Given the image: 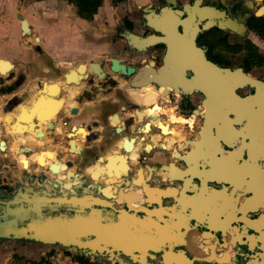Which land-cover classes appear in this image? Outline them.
<instances>
[{"label":"flooded vegetation","instance_id":"af4514ba","mask_svg":"<svg viewBox=\"0 0 264 264\" xmlns=\"http://www.w3.org/2000/svg\"><path fill=\"white\" fill-rule=\"evenodd\" d=\"M173 1L176 8L163 9L172 6L171 0H164V6L142 11V37L152 35L155 39L150 47L137 52L121 49L124 59L107 60L102 78L88 66V76L79 85L66 84L64 75L60 77L62 85L75 93L72 96L75 106L63 109L65 101L63 98L60 101L64 131L60 132V139L70 152L71 161L58 163L57 177L46 176L45 171L25 175L29 181H37L27 185H18L19 178L12 173L2 175L0 164V193L4 188L6 191L26 188L22 196L14 192L18 203L0 218V243L51 246L46 255L60 257L69 264H156V254L149 249L128 246L117 249L111 243L116 239L122 242L161 234L218 236L220 220H224L220 204L216 202L217 196L205 194L201 189L264 188V176L255 177L252 162L256 137L251 124L254 103L251 98L256 90L250 83L252 80L264 83V80L253 75L251 59L223 51L221 42L228 40L229 34L242 36L215 27L204 28L206 21L197 22L198 17H206L208 13L197 8L184 9L181 0ZM189 1L186 4L193 5L196 0ZM201 1V6L223 10L230 19L234 18L228 15L229 9L237 2L243 5L241 0ZM239 11L235 9L236 16ZM256 14L264 15V12L255 6L250 15ZM148 18L154 26L147 25ZM221 20L215 18V21ZM247 21H244L245 26ZM181 22L185 24H179ZM172 23H177L176 30ZM126 30H121L119 41L128 44L124 41ZM182 35L185 38H181ZM113 61L133 68L134 74L127 76L115 71ZM204 63L217 72H197ZM141 68L149 69L146 77L136 76ZM70 79L75 81L73 77ZM23 81L24 76L20 75L10 92ZM145 81L150 84L146 85ZM54 84L50 92L61 97L62 86ZM238 99L244 106L241 109ZM72 110L76 112L72 114ZM56 119L45 122L55 126ZM71 142H74L72 149ZM51 155L40 154L38 164L44 166ZM66 155L62 153L61 157ZM95 164L100 168H95ZM257 164L264 170L261 157ZM22 165L26 168L28 160ZM166 173L168 176L164 177ZM208 175L211 180L226 182L223 185L218 181L204 183L203 177ZM48 176L54 178L50 184H47ZM178 178L182 181H173ZM126 188H134L135 192L138 188L148 191L153 190L151 188L197 189L185 191L191 203L183 208L186 223H180L184 227L174 224L179 218L172 214L166 221V229L162 230L156 221L145 217L143 211L156 216L155 205L139 206L135 193L130 196L133 212L124 210L126 197L120 192ZM67 223L76 238L84 240L88 246L47 244L33 235L47 225L63 231ZM233 226L234 223L230 224L231 228ZM252 226L250 222L243 240L255 247L236 245L234 250L245 248L242 249L244 256L237 252L234 257L237 263L245 259L242 264H264V223ZM252 228L255 232H249ZM217 255L204 256L200 263L219 264L221 258Z\"/></svg>","mask_w":264,"mask_h":264},{"label":"crops","instance_id":"0c3cea01","mask_svg":"<svg viewBox=\"0 0 264 264\" xmlns=\"http://www.w3.org/2000/svg\"><path fill=\"white\" fill-rule=\"evenodd\" d=\"M256 1L258 2L257 9L263 7V2L260 0ZM4 5V0H0V59L10 61L14 65L13 71L15 70L16 73L13 72L14 74L11 79L9 76H5L3 86H11L20 75L24 76V81L12 92L0 95V141L4 142V148L0 149V164L2 165V175L6 176L8 173H12L19 178L20 185H27L28 179L25 175H34L38 172L45 171L48 166L53 164H64L65 162H69L71 161V154L69 151H66L65 145L61 143L60 132L63 131L60 119L61 114H59L55 126H52L51 132L47 130L48 124L46 122L37 125L32 118L35 114L44 112L45 106L42 105L43 103L45 104V102L56 101L58 99L53 93L48 92L45 93L39 106H31V102L37 98L38 86L44 82L48 84H54L55 82L49 81L40 73L35 74L33 77H30V79L25 78L26 70H41L46 67V59L48 56L42 58L39 53L40 51L37 50L38 47L34 46L37 52L33 54V57L31 56V45L23 40L20 22L19 24L7 23L4 25L3 22L7 20L9 16V12H6ZM250 35H252V33H250ZM254 39V43L260 47L262 42ZM41 40L44 42V39ZM27 53L29 61L32 57L31 63H27V60L24 58V55ZM14 96L23 97V102L20 103L21 105L14 107L10 112H6L5 108L9 100ZM7 116L10 118L8 124L4 122V118ZM47 153L53 155H51L50 159L46 160L44 166H41L38 164L39 158L36 157H39L40 154ZM62 153H67V155L62 158ZM22 157L28 160L26 168L22 165ZM94 167L100 168L97 164H95ZM4 170L6 173L3 172ZM163 176L167 177L168 173L163 174ZM203 178L211 179L209 175ZM159 189L162 190L159 191ZM196 189L197 188H155V191L152 190L150 194H147L148 190H146V188H138L137 192H135L136 190L134 188H126L120 192V195L126 197V203L131 206L132 198L130 196L135 193L139 206L144 208L146 207L143 205L144 198H152L154 202H156L161 198L162 192L168 191L167 197L172 198L173 201H167L164 204L157 203L154 206L157 217L156 225L160 226L165 223L167 221L166 216H168L167 218H171L172 214L179 218L174 220V224L177 225V223L180 224L182 221L186 223V220L182 217L183 208L191 203L190 199L186 197L185 191L191 192L196 191ZM201 190L210 196H217L216 202L220 204V215L221 217L224 216V220H222V218L220 220L221 234L215 236L192 233L188 236V240L182 244L183 247L179 249L176 248L180 246L178 243L179 238L178 236L172 235L175 237L174 245H163L161 249L157 250L159 253L162 252L161 255L163 259L167 260L170 264H201L200 260H202V257L207 256L213 258L215 254H218L217 256L221 258V261L218 262L219 264H242V261L244 262L245 259L237 263L234 257L237 252H239L241 256H244L242 249L245 248H237L234 250L235 246L248 244V249L255 247L254 244L247 243V241L243 240V237L247 234L246 228L250 227L249 219L252 218L247 215H239V204L243 202L245 198H239L236 188H202ZM209 191L211 192L209 193ZM257 204L258 201L254 198L252 200L249 199L247 205L252 208ZM233 223L234 226L231 228L230 224ZM251 235H253V233ZM162 238L163 234L154 237L153 241L161 243L163 242Z\"/></svg>","mask_w":264,"mask_h":264},{"label":"rangeland","instance_id":"374dc122","mask_svg":"<svg viewBox=\"0 0 264 264\" xmlns=\"http://www.w3.org/2000/svg\"><path fill=\"white\" fill-rule=\"evenodd\" d=\"M206 1L215 2L214 0ZM186 2L190 1L181 0L180 4H186ZM4 3L6 12H9L7 20L3 22L4 25L19 24L20 21L16 16L21 14L28 21L31 29L29 35L23 36V40L31 45V56L33 57V54L37 52L34 47H38L42 58L48 56L46 67L41 70H26L25 78L30 79L40 73L49 81L59 83L62 86L61 97L65 101L63 109L76 105L72 102V96L75 93L62 85L60 77L71 70L76 71L81 65L88 66L90 63L101 62L105 70L107 60L124 59L120 52L121 49L140 51L119 41L121 30L125 28L126 33L142 37L141 32L144 30L142 11L164 6V0H122L120 2L103 0L96 15L91 20H86L80 18L75 7L65 0H4ZM251 32L249 30L248 34L242 38L229 34V39L222 41L221 45L227 54H237L240 57H246V46L248 49L254 48L259 57L258 62L261 64L254 65L253 75L264 80V38H260L253 32L250 35ZM36 38L39 40L36 41ZM41 39H44V42ZM253 39L262 42L260 47L254 43ZM233 46H239L240 50L234 52ZM32 57L29 61L28 53L24 55L27 63H31ZM13 72L16 73L15 70ZM21 161L22 164L27 162L25 158H21ZM26 244L1 242L0 264H69L60 257L51 256L49 258L46 254L51 246ZM41 253L45 255L39 256Z\"/></svg>","mask_w":264,"mask_h":264},{"label":"water","instance_id":"95a60500","mask_svg":"<svg viewBox=\"0 0 264 264\" xmlns=\"http://www.w3.org/2000/svg\"><path fill=\"white\" fill-rule=\"evenodd\" d=\"M172 1V6H166L163 9H172V8H176L175 6V1ZM261 2H263V0H260ZM259 1V2H260ZM241 3L243 5H238L239 3L237 2L235 4V6L233 8H231L233 11H231V9H229L228 15L233 17L234 19H230L226 17V12H224L223 10L214 8V7H210V6H201L202 5V1L201 0H196L194 1L193 5H188V4H184L183 8L189 10L190 8H197L200 10H203L204 12L208 13L206 14L207 16L205 17V15H199L198 17V21H206L204 24V28L206 29H210V28H217L220 31H226V32H231L233 34H236L238 36H246L248 31L247 28L244 24V21H247L249 19H251L252 17H261V14H256V15H250L252 8L253 7H257L258 2L254 0L253 1H249V0H241ZM225 6L226 3L224 2ZM244 5L246 7H244ZM250 8V9H248ZM235 9H240L238 15L236 16L237 12L235 13ZM152 10V9H150ZM261 10L264 12V5L263 7H261ZM235 13V14H234ZM236 16V17H235ZM17 19L20 21V30H21V34L22 36L25 35H29L31 33V29L29 26V23L26 19L23 18V16L21 14H17ZM215 18L218 19H222L221 21H215ZM165 24V23H164ZM172 28L174 30H176L177 28V23H172ZM179 24L184 25V22H181ZM147 25L148 26H154V22L152 21V19L148 18L147 19ZM179 36V35H178ZM193 35L191 37V39L193 40ZM181 38H185V36L182 35ZM126 41L128 42L129 46H131L132 48L136 49V50H140L143 51L145 49H147L148 47H150L153 42H154V37L152 35L146 36V37H140L137 36L135 34L132 33H126L125 36ZM39 39L36 38V41H38ZM163 41L165 39H162ZM38 50V48H37ZM113 65H115V71H120L121 73L130 76L132 74H134V69L133 68H129L126 67L125 65H120L117 63V61H113ZM102 64L101 62L98 63H90L88 65V67L91 69L92 73L96 74L99 78H102L104 76V72L102 69ZM203 68L196 70L197 72L200 73H206V74H210V73H215L217 72L215 69H213L210 65L208 64H203L202 65ZM87 66L85 65H81L79 66L76 71L75 70H71L69 73L64 75V79L66 84H70V83H74L75 85H79L81 80L83 78H86L88 76V72L86 69ZM13 69H14V65L5 59H0V95L1 94H7L8 92L11 91V86H3L4 85V77L5 76H11L13 75ZM149 69L146 68H141L140 71L137 73L136 76H140V77H146V75L149 74ZM74 78L72 81L70 78ZM251 85L255 88L256 90V94L251 98L253 100V105H252V116H251V124L254 126V130H255V137H256V142H255V147L253 150V157H252V162L255 164L254 166V175L255 177H261L264 176V170H260L259 166H258V160L260 159V157L262 158L263 162H264V136L262 135V130L264 131V83L260 82L258 80H252L250 81ZM146 85L150 84V81H145ZM52 87H55V84H48L46 82H44L43 84H40L38 86V91H37V98L35 100H33L31 102V106H39L40 102H42V98L44 97L45 93L50 92V89ZM57 96L58 99L56 101H48L45 102V104L43 103L42 105L45 106L44 112H42L41 114H35L34 116H32L33 120L35 121V123L37 125H40L42 123H44L46 120L51 121L54 118H58L60 111H61V107H60V101L62 100V97H60L59 95H55ZM23 97H16L14 96L13 98H11V100H9L5 111L6 112H10L14 107H16L17 105H21L20 103L23 102ZM239 100V107L240 109L242 108V101L240 99ZM244 107V106H243ZM47 111V112H46ZM75 110H72L71 113H75ZM212 118V116H211ZM10 118L7 116L4 118V122L6 124L9 123ZM57 120V119H56ZM52 125L48 124L47 125V130H52ZM38 136V135H36ZM260 137V139H259ZM257 140L260 142H257ZM3 141H0V144H3ZM74 146V142H71V149ZM70 164L67 163L66 167H69ZM46 172V176L50 175V177H57L59 174V165L58 164H53L51 166H48L45 169ZM49 177V176H48ZM48 178L47 179V184H50L51 180L54 178ZM180 178V177H179ZM174 179L173 181L176 183H179L182 181L181 179ZM212 179H215L214 177H212ZM20 182V180H18ZM211 181H218L217 180H211L208 178H203V182H211ZM2 183H5L6 180H1ZM35 182H37L36 180H32V181H27V184H34ZM226 180L224 179H220L218 181L219 184H225ZM222 184V185H223ZM18 185H20V183H18ZM155 191V188H151ZM24 190H26V188H12L8 191H6V189L4 188L3 193H0V218L6 216L9 212V210L11 209L10 207H12L13 205H15L16 203H18L15 200V197L13 194L14 192L18 193L17 195H23ZM147 190V189H146ZM162 189H159V191ZM236 190H238V195L239 198H245V200L243 202H240L239 204V215L243 216V215H247V216H251L252 218H250V222L251 224H253L252 227H255L261 223L263 224V216H264V188H236ZM152 190L147 191V194H150ZM167 192L168 191H164L161 193V198L159 200H157L156 202H154V200L152 198H144L143 199V205L146 207H150L152 205H155L157 203H161L164 204L167 201H173L172 198L167 197ZM146 196V195H144ZM256 199L258 201V204L255 207H248V200H252V199ZM123 208L124 210L128 211L130 209V211L133 212V208L129 205H127L126 203L123 204ZM145 212V217H147L149 220H154L157 222V217L153 216L151 213L147 212L146 210H143ZM132 215H129V217ZM168 216H166V219L169 220V218H167ZM133 219V218H131ZM182 225V227H184V225L182 223H180ZM166 222L161 224L159 227H162L163 229H166ZM61 229L56 228V227H51V225H47V227L43 228L42 231H37V232H33L34 237L37 238L39 241L47 243V244H54V243H62L65 245H78L81 247H86L88 246L87 242H85L82 239H77L75 236V233L71 230V227L69 225V223H67V225L65 227H63V231H60ZM255 232L254 228L249 229V232ZM41 232H44L45 235H42ZM179 238V244L180 246H177L176 248H182V244H184V242H186L188 240V237L185 236L184 234H179L176 235ZM4 238H6V236H4ZM153 238H134V239H128V240H123L122 242L118 239L112 241L111 246L113 248H117L120 249L124 246H128L131 249H137V248H143V249H149L151 250V252H153L154 254H156V264H170L167 260L163 259L161 253H159V249H161V247L163 245H169L172 246L175 243V237L173 236H163L161 243H158L157 241H153ZM95 243H97V240H95ZM242 247V245H240ZM238 247V246H237ZM238 247V248H241ZM154 249V250H153ZM158 249V250H157ZM175 249V250H177ZM182 250V249H180ZM158 253H157V252ZM219 262V261H218Z\"/></svg>","mask_w":264,"mask_h":264},{"label":"trees","instance_id":"16d2710c","mask_svg":"<svg viewBox=\"0 0 264 264\" xmlns=\"http://www.w3.org/2000/svg\"><path fill=\"white\" fill-rule=\"evenodd\" d=\"M69 4H72L75 9L77 15L86 20H91L94 15H96L98 9L102 5L103 0H65ZM122 0H114V2H120ZM248 29L255 33L260 38H264V17L262 18H251L248 21ZM224 41V40H223ZM222 43V42H221ZM222 46V45H221ZM245 48V47H244ZM233 51L237 52L240 50L239 46H233ZM246 58L251 59L253 65L261 64L259 61V57L256 54V50L254 48L248 49L246 46Z\"/></svg>","mask_w":264,"mask_h":264},{"label":"bare ground","instance_id":"6f19581e","mask_svg":"<svg viewBox=\"0 0 264 264\" xmlns=\"http://www.w3.org/2000/svg\"><path fill=\"white\" fill-rule=\"evenodd\" d=\"M90 69V68H89ZM91 70V69H90ZM142 91V90H141ZM4 148V144H0V149ZM24 166V165H23Z\"/></svg>","mask_w":264,"mask_h":264}]
</instances>
